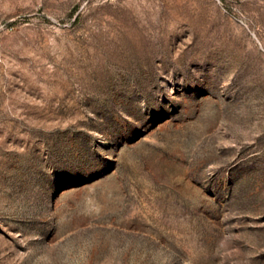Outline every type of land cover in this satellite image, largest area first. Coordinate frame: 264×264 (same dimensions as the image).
I'll return each instance as SVG.
<instances>
[{
  "label": "rangeland",
  "instance_id": "1",
  "mask_svg": "<svg viewBox=\"0 0 264 264\" xmlns=\"http://www.w3.org/2000/svg\"><path fill=\"white\" fill-rule=\"evenodd\" d=\"M0 264H264V0H0Z\"/></svg>",
  "mask_w": 264,
  "mask_h": 264
}]
</instances>
